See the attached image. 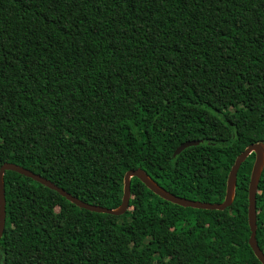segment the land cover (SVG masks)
<instances>
[{
    "label": "trees",
    "instance_id": "16d2710c",
    "mask_svg": "<svg viewBox=\"0 0 264 264\" xmlns=\"http://www.w3.org/2000/svg\"><path fill=\"white\" fill-rule=\"evenodd\" d=\"M188 141H202L174 157ZM264 143V0H0V169L14 163L117 209L142 169L222 203L237 157ZM242 164L224 211L183 208L138 178L122 216L4 175L0 264H261ZM264 252V171L257 194Z\"/></svg>",
    "mask_w": 264,
    "mask_h": 264
},
{
    "label": "water",
    "instance_id": "95a60500",
    "mask_svg": "<svg viewBox=\"0 0 264 264\" xmlns=\"http://www.w3.org/2000/svg\"><path fill=\"white\" fill-rule=\"evenodd\" d=\"M202 141H188L181 144L174 152V157L180 155L185 149L189 147L198 146ZM255 155V161L251 171L249 187H248V224L251 231L249 237V246L252 249L256 258L261 264H264V252L257 242V194L262 173L264 171V143H256L248 146L236 159L232 166L226 186V195L222 203H208L196 200H190L176 196L161 186H159L152 178L142 169L130 170L124 177V188L122 204L117 209H109L100 205H91L86 203L76 196L66 192L63 188H60L45 177L35 174L34 172L27 170L14 163H5L0 169V240L3 237L6 226V193L4 185V175L7 171L15 172L23 175L33 181L43 185L44 187L57 192L63 198L70 203L74 204L80 209H84L94 213L108 214L113 216L124 215L129 207L131 200V180L132 178H138L150 191L159 196L163 200L172 204L178 205L183 208H191L198 210L208 211H224L232 206L236 196L237 176L242 164L251 155Z\"/></svg>",
    "mask_w": 264,
    "mask_h": 264
}]
</instances>
